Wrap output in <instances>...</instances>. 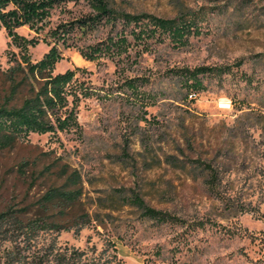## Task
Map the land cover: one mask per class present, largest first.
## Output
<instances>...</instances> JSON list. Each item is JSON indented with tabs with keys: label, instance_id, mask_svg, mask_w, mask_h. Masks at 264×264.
I'll return each instance as SVG.
<instances>
[{
	"label": "rangeland",
	"instance_id": "obj_1",
	"mask_svg": "<svg viewBox=\"0 0 264 264\" xmlns=\"http://www.w3.org/2000/svg\"><path fill=\"white\" fill-rule=\"evenodd\" d=\"M109 1L161 18L198 13L200 33L179 47L166 40L145 49L129 37L127 52L94 61L59 45L63 59L52 74L78 68L72 85L90 92L78 103L79 130L30 134L1 153L0 193L22 198L30 181L11 171L21 159L38 158L40 168L60 158L80 173L82 200L97 221L52 234L58 246L95 264H264V0ZM67 9L68 17L54 11L52 24L88 12L84 3ZM107 31L68 44L86 47ZM16 33L34 36L26 27ZM49 49L40 41L27 55L34 63ZM21 54L0 30V100L1 74ZM198 67L229 71L200 77L203 90L186 96L171 71ZM133 195L180 223L147 220L130 205Z\"/></svg>",
	"mask_w": 264,
	"mask_h": 264
},
{
	"label": "trees",
	"instance_id": "obj_2",
	"mask_svg": "<svg viewBox=\"0 0 264 264\" xmlns=\"http://www.w3.org/2000/svg\"><path fill=\"white\" fill-rule=\"evenodd\" d=\"M84 3L88 12L52 24L53 12L69 16L68 5ZM198 13L187 17L161 18L151 14H133L116 10L109 0H0V30L21 49V62L2 73L3 91L0 100V154L10 152L30 134H56L78 131L77 107L87 89L72 85L78 68L53 75L55 65L63 59L59 45L76 47L87 61L99 56H121L130 47V39L147 48L149 41L175 47L200 33ZM22 27L34 33L25 39L16 33ZM107 28L106 36L86 47L68 44L72 36L87 35ZM40 41L50 47L37 62L27 52ZM229 71L225 67L171 71L178 77L186 96L203 90L200 77H219ZM129 87H133L128 81ZM11 170L14 177L29 179L22 198L3 197L0 193V264H95L84 254L58 246L52 234L79 230L97 221L83 202L80 173L54 158L39 168L38 158L21 159ZM29 172V173H28ZM208 187L215 189V171L208 168ZM43 181L41 193L32 194V187ZM130 205L147 220L157 223L179 222L160 210L147 207L136 195ZM180 223V222H179ZM49 237V238H46Z\"/></svg>",
	"mask_w": 264,
	"mask_h": 264
}]
</instances>
